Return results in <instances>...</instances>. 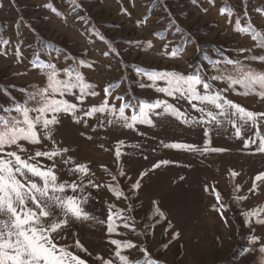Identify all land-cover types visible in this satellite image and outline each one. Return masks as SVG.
Masks as SVG:
<instances>
[{"label":"rangeland","instance_id":"374dc122","mask_svg":"<svg viewBox=\"0 0 264 264\" xmlns=\"http://www.w3.org/2000/svg\"><path fill=\"white\" fill-rule=\"evenodd\" d=\"M221 9L228 11L222 14ZM260 9H264L263 0H76L75 4L72 0H0V83L45 87L47 77L37 62L41 58L38 44L45 39L59 43L68 54L84 57L92 65L82 68L84 80L94 84V91L99 93L86 96L82 103L76 98L77 89H73L74 95L63 97L78 105L75 115L83 119L77 123L69 113L58 114L59 123L51 126L55 143L44 138L39 126L40 144L21 142L27 149L22 155L69 149L55 157L58 183L79 182L81 174L69 172L76 164H85L89 169L83 177V191L73 193L67 189L65 194L88 196L82 206L91 218L73 220L63 233L65 239L59 241L61 245L87 264H101L97 257L123 264L115 256L119 249L110 242L114 239L131 241L136 246L120 250L133 264L145 259L160 264H257V248L264 245V224L256 223L254 217L249 226L243 213L264 208V183L255 181L264 172V153L256 152L255 145L245 148L244 141L252 137L259 144L255 134L258 130L264 136V124L259 129L246 124L237 137L236 129L222 116L218 117L220 124H186L169 114L149 112L154 126L137 123L135 128H127L108 111L91 117L84 112L106 98L118 109L133 94L151 101L167 100L185 112L189 121L199 120L201 113L187 100L174 99L150 87L152 81L142 75L143 70L188 75L200 68L205 78L214 76L215 68L204 63L198 51L210 44L208 48L214 50L217 59L235 57L264 71V61L248 59L261 55L263 49L249 32L235 30L239 18L241 26L251 23L264 35V11ZM230 11L234 14L229 15ZM159 32L165 34L164 39L156 35ZM182 39L185 44H179ZM147 41L151 48L144 46ZM177 48L181 54L176 58L166 54ZM50 53L52 64L60 71L57 78L67 79L63 70L72 60L66 52ZM114 81L120 83L106 97L104 89ZM213 83L216 88H228L224 81ZM165 86L164 81H156V87ZM234 87L235 92L225 93L227 99L250 111L264 112V98L254 93L238 94L243 88ZM117 96L124 100L115 99ZM0 98L8 100L1 88ZM60 98L57 94L56 99ZM205 107L218 111L210 105ZM133 112L127 109L125 115L130 118ZM236 126H240L239 121ZM173 143L192 145L195 150L165 147ZM206 148L225 151H204ZM7 150L16 149L13 146ZM69 157L75 163L64 164L62 161ZM37 159L48 167L53 164L46 157ZM89 180L100 187H92ZM138 181L140 187L133 188ZM254 182L256 188L250 191ZM115 188L123 195L118 197ZM217 192L219 203L225 206L223 214L214 208L219 207ZM157 207L163 216L157 213ZM108 213L115 216L112 233L108 232ZM125 223L129 227H124ZM253 230L259 237L256 251H250ZM77 240L87 252L75 247Z\"/></svg>","mask_w":264,"mask_h":264},{"label":"snow or ice","instance_id":"6c2138e0","mask_svg":"<svg viewBox=\"0 0 264 264\" xmlns=\"http://www.w3.org/2000/svg\"><path fill=\"white\" fill-rule=\"evenodd\" d=\"M72 2L75 4L76 0H72ZM53 10L58 12V10ZM226 11L228 10L221 9L222 14ZM258 11H264V9ZM58 14L63 16V13L58 12ZM228 14L232 15L234 12L230 11ZM229 23H231V20H229ZM235 30L240 33L252 32L253 38H257L256 29L251 25L241 26L239 18L236 21ZM156 35L161 39L165 38L163 32L156 33ZM2 43L7 44L8 41ZM144 46L152 47L150 41L144 42ZM240 51L244 50L241 49ZM166 54L176 58L181 54V50L177 48ZM248 59L264 61V55L259 57L250 56ZM81 63L89 68L92 67L87 61H81ZM229 65L232 67L229 68ZM212 66L217 74L207 78L204 77L200 68L188 75L176 71L155 69H144L142 72V75L152 81L149 86L157 92H163L177 100H187L193 109L201 113L199 120L189 121L185 112H181L179 108L167 100L159 99L151 102L142 101L138 114L134 111L130 118L125 115V110L130 107L135 108L134 105L130 102L122 103L117 109L114 104L109 105L107 98L99 106L94 105L90 110L85 111L84 115L91 117L97 112L108 111L111 115L117 117V121L123 127L127 128H135L137 123L154 126L149 112L154 115L169 114L186 124L203 123L207 125L212 122L220 124L222 121L218 117L222 116L236 129L237 137L241 136V129L246 124L250 123L259 129V126L264 124V112L250 111L227 99L225 93L229 90L235 92L236 88L234 86L240 85L244 91L238 94L247 96L254 93L260 98H264V72L244 64L238 58L233 59L226 56L222 60L213 61ZM41 71L47 77V85L43 88L34 85L31 90L22 89L21 91L27 92L24 101H16L5 107L2 109L4 114L0 115V264H87L85 259L69 251L67 246L59 243L60 240L65 239L63 233L73 220L84 221L91 218L82 206L87 203L88 196L65 194L67 189H71L73 193H76L78 189L81 192L83 191L86 187L83 183V177L89 171L87 165L76 164L74 168L69 169L71 173L78 172L81 174L79 182L68 183L63 181L58 183L55 157L62 156L69 149L36 150L34 155H22L27 152V149L21 142L33 145L40 144L41 136L40 132L37 131V126H39L44 138L55 143L52 139L53 128L51 126L59 123L57 113H69L77 123L83 119V117L75 115L78 105L70 103L63 97L66 94L74 95L73 89L78 88L80 94L76 98L82 103L86 96H96L99 93L94 91V84L85 82L83 74L78 69H64L63 72L67 76V79L64 80L57 78L60 71L51 63L42 66ZM74 71L75 75H73ZM158 80L164 81L166 86L156 87V81ZM217 80L227 83L228 88H216L213 81ZM116 87L117 85L113 84L105 88V96H111V91ZM201 87L203 92L200 91ZM89 89H93V91H89ZM2 90L8 94L6 89ZM57 94L61 97L60 99H56ZM12 99L15 101V97H12ZM115 99L123 101L124 97L117 96ZM33 102L38 106L33 107ZM205 105H210L218 111H212ZM158 108H162L163 112H155V109ZM13 112L16 115H12ZM32 113H35V115H31ZM49 113H52L51 118L48 116ZM237 121L240 123L239 127L236 126ZM112 122L109 121V123ZM255 136L259 139V144L256 143L255 138L249 137L244 141L245 148L255 145L256 152L264 153V136L260 135L258 130ZM13 146L16 149L15 151H6V148L10 149ZM165 147L188 151L195 150L194 146L181 143H173L165 145ZM209 150L225 151V149L217 148L204 149V151ZM120 155L121 153L117 151V156ZM39 157H46L48 160L53 161L52 166L48 167L41 164L37 159ZM62 162L64 164L75 163L71 157ZM155 167H159V165ZM120 175H123V172ZM233 175L235 176L236 173H233ZM255 181L264 183V172L258 174ZM89 184L92 187H100L91 180H89ZM132 187L138 189L140 187L139 181ZM255 188L256 183L254 182L253 189H250V191ZM236 190L239 191V186ZM113 191L118 197L123 195V192L119 191L118 188L113 189ZM246 198L234 197L237 200ZM216 200L218 203L221 200L218 192L216 193ZM224 207L222 203H219V207L214 205V208L220 211L221 214H223ZM156 211L159 215H164L158 207ZM262 213H264V208H257L244 212L243 216L249 226L252 225L254 217L256 223L264 224ZM111 219L110 216L109 220ZM124 227H129V225L125 223ZM114 231V222L109 223L108 232L112 233ZM175 235L178 237L179 233ZM249 239L253 245L250 251H256L254 245L259 237L254 235V230ZM110 242L116 245L118 249L136 247L131 241L111 240ZM75 247L82 252H87V249L83 248L79 240L76 241ZM143 251L146 252L147 250L143 249ZM259 252L262 255L257 264H264V245H261ZM115 256L123 264H133L127 256L121 255L119 250L115 252ZM97 259L101 260L102 264H112L111 259L103 260L102 257H97ZM134 264H159V262L153 259H145L143 262L135 261Z\"/></svg>","mask_w":264,"mask_h":264},{"label":"trees","instance_id":"16d2710c","mask_svg":"<svg viewBox=\"0 0 264 264\" xmlns=\"http://www.w3.org/2000/svg\"><path fill=\"white\" fill-rule=\"evenodd\" d=\"M263 5H264V0H263ZM248 25H251L252 27H254L255 29H256V36H257V38H253V33L252 32H249L250 33V35H252V38H253V40L256 42V44L259 46V48L260 49H263V52H264V35H263V32H262V30L261 29H259V28H257V27H255L253 24H251V23H249ZM247 25V26H248ZM186 38V37H185ZM187 39V38H186ZM186 40L185 39H182L180 42H179V44H185L184 42H185ZM210 44H207V45H205L203 48L202 47H199V49H198V51H199V53H200V55L199 56H204V60H205V62L204 63H207V64H213V61H216V60H220V59H217L215 56V52H214V50L212 49V50H210L209 48H208V46H209ZM181 47H183L182 45H180ZM38 48H39V51L41 52L40 53V59H39V61H37V62H39L42 66H45V65H48L49 63H51L52 64V61H51V51H57V52H66L67 54H68V51L66 50V49H64V47L62 46V45H59V43L58 44H56V43H52V42H50V41H47V40H45V39H41V43H39L38 44ZM45 55V56H44ZM262 55H264V53H261V55H259V56H262ZM42 56H44L45 58H43ZM67 56H69V58H70V60H72V62L70 63V65H69V68H67V69H72V70H79L82 74H83V76H85V74L83 73V71H82V68L83 67H85V68H88L87 66H85L83 63H81V61H87L84 57H82V56H80V55H75L74 53H71V52H69V54L67 55ZM259 56H257V57H259ZM39 57V56H38ZM228 58H233V57H231V56H229ZM233 59H235V57L233 58ZM242 61V60H241ZM87 63H89L88 61H87ZM244 63V62H243ZM244 64H246L247 65V63H244ZM251 66V65H250ZM229 68H231L232 66L231 65H229L228 66ZM252 67V66H251ZM252 68H254V67H252ZM254 69H256V68H254ZM195 71V70H194ZM193 71V72H194ZM192 72V73H193ZM261 72H264V71H261ZM73 75H75V71L73 72ZM120 83V81H114L113 82V84H116V85H118ZM112 84V85H113ZM12 86H15V87H12ZM32 86H34V85H25V86H20V85H16V84H13V85H3L2 83H0V88L1 89H6L7 90V95H8V100H6V99H4V98H0V115H2V114H4L3 113V111H2V109H4L5 107H7V106H9V105H12L13 103H15L16 101H20V102H22V101H24V99H25V97H26V95H27V92L26 91H21L22 89H24V90H31V87ZM12 89V90H11ZM77 90H78V93H79V89L77 88ZM3 91V90H2ZM113 91V90H112ZM4 93H5V91H3ZM6 94V93H5ZM80 94V93H79ZM78 94V95H79ZM12 97H15V101L12 99ZM142 101H148V102H151V100L150 99H148V98H143V97H141V96H136V95H130L125 101H124V103H131L132 105H134L135 106V108H132V107H130V108H127V109H133V111H139V107L141 106V102ZM33 107H36V106H38V104H36L35 102H33V105H32ZM126 109V110H127ZM61 113H63V112H60V113H57L56 115H58V114H61ZM12 115H16V113H12ZM31 115H35V113H32ZM52 115V113H49L48 114V116L50 117ZM112 217V219L111 220H109L111 223L112 222H114L115 221V216L113 215V214H109L108 213V219H109V217ZM114 240H116V239H114ZM119 241H122V242H125L126 240H119ZM261 246H258V248H257V251H258V257H257V259L256 260H259L260 259V257H261V253L259 252V248H260ZM121 249H123V248H121ZM121 249H119V251L121 250ZM144 260H142L141 262H143ZM102 264V263H101ZM159 264H160V262H159Z\"/></svg>","mask_w":264,"mask_h":264}]
</instances>
